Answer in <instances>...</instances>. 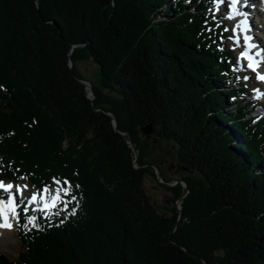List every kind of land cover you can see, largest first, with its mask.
<instances>
[{"label":"trees","instance_id":"obj_1","mask_svg":"<svg viewBox=\"0 0 264 264\" xmlns=\"http://www.w3.org/2000/svg\"><path fill=\"white\" fill-rule=\"evenodd\" d=\"M212 11L211 0H0V178L68 188L63 210L35 224L22 214V250L0 251V264H264V120L238 96L248 88ZM89 60L94 98L79 80ZM162 141L189 187L171 215L143 183Z\"/></svg>","mask_w":264,"mask_h":264},{"label":"rangeland","instance_id":"obj_2","mask_svg":"<svg viewBox=\"0 0 264 264\" xmlns=\"http://www.w3.org/2000/svg\"><path fill=\"white\" fill-rule=\"evenodd\" d=\"M218 13L220 15L223 13L222 3L218 4ZM245 14H249V13L247 12ZM255 19L257 22L258 19L257 18H255ZM246 21H249L251 23L252 15H250V17ZM234 26H235L234 28H231V26L229 27L230 30L232 31V33H230L231 34L229 36L230 38H226L225 44H228L229 40H231L230 45L235 50L234 54L237 55L236 57H237V60L239 61L237 68H239V69L241 68V71H243V70H245L244 66H243L244 61H242V59L240 61L239 57H240V55L242 56V47H244V43H243V41H237L238 38L236 37V35H232V34H235L236 29H238V28H236L237 25H234ZM78 68H79V71L82 73V75L85 76L87 81L91 83V85H92V83H96V84L100 83L99 67L93 61H90V60L89 61H80L78 63ZM251 76L249 77V76H247V74H244V80H246V81L248 80L247 84H248L249 88L251 87V84H250L251 83ZM256 78H257V76H255V80L253 83L258 82V79H256ZM226 86H230V85L227 84ZM107 89L110 91V88H105L106 91H108ZM111 93L116 94V92L114 90ZM153 135H154V133L152 134V136L147 138L146 135L144 134L143 128H142V133H141L142 138H145V139L147 138L150 140L151 138L154 137ZM156 137H158L160 140H162L159 135H156ZM166 145H167V143L162 141L161 146L164 147V149L156 150L157 151L156 154L158 157L156 156L155 160L152 159L151 162H155V163H158V164L163 166V168L166 170L167 176L171 179V181H169L171 183V185L166 184V182H168V181H165L163 176L160 177V174H162V173H161L160 168L158 167V164L156 165L158 168L155 167L156 176L152 175V174L146 175L143 183H144V187L146 189V192H147L150 200L157 207V209L162 214L171 215L172 209L175 206L179 210H181V208H182L181 202L184 198L175 201V197H176L175 193L173 190L170 189V187L177 185L176 182L179 179H182V176L184 174L181 171L182 163L179 160H176L177 158L174 156V153H175L173 151L174 147H170V149H169L166 147ZM138 157H139V153L138 154L136 153V158H138ZM21 182H23V184L25 185V189L27 191L29 190L30 192H33L36 190V188L33 187L27 180H25V181L22 180ZM60 183L58 182L54 185V188H56V189L52 188L54 201L52 202L51 205L56 206V207H57V205L58 206L60 205L59 208H57L58 210H61L62 206L60 203L63 200V195L65 193H67V189L64 188ZM180 183L184 186V184H183L184 182H179L178 184H180ZM57 189H58V191H57ZM53 211L54 210H51V208H50V210L46 211L45 213H46V215H49ZM29 222L34 224L35 223V217L34 218L31 217L29 219ZM18 223L19 222L17 221L13 228H9L8 230H10V231H7L5 233L0 231V236L4 234L8 238L10 237V241H8V243L6 245L0 244V251L4 252L10 256L16 254L19 250H22V243L20 241V238H19L18 232H17Z\"/></svg>","mask_w":264,"mask_h":264},{"label":"bare ground","instance_id":"obj_3","mask_svg":"<svg viewBox=\"0 0 264 264\" xmlns=\"http://www.w3.org/2000/svg\"><path fill=\"white\" fill-rule=\"evenodd\" d=\"M250 4H253V2H250ZM246 11L249 14H245V13H247ZM259 13H260L259 8H256L254 10H251V8L248 7L245 10V12H242L241 14L238 15L239 19H242L243 21H245V23L242 21V25H244V32H245L246 36H249V43L250 42L260 43V44L263 43L262 40H261V38L259 36H257V35L254 36L255 33H256V31H258V29L260 27V23L258 24L256 22V19H255V15H259ZM250 15H252V21H251V23L249 21H246L250 17ZM228 85H230V84H228ZM232 87H233L232 85L227 86V88H232ZM256 117H258V114L256 113V110H253L250 118H256ZM54 189H56V188H54ZM57 191H58V189H57ZM10 214L13 216L14 215V211L13 210H10ZM0 231L3 232V233H5V232L10 231V230H8V228H4L3 226H1V223H0ZM8 241H10V237L8 238L4 234L0 236V244L1 245H6L8 243Z\"/></svg>","mask_w":264,"mask_h":264},{"label":"water","instance_id":"obj_4","mask_svg":"<svg viewBox=\"0 0 264 264\" xmlns=\"http://www.w3.org/2000/svg\"><path fill=\"white\" fill-rule=\"evenodd\" d=\"M79 80H80V82H82L83 84H85V86H86L87 89H89V96H90L91 98H94V95H95V94H94V90H93V87H92L91 83L88 82V81L85 80V79H79ZM106 112H107L108 114H111L109 111H106ZM113 123H114V125H115V128H116L117 130H119L118 125H117V120H116V118H115L114 116H113ZM154 131H155V128H154V125H153L152 123H147V124H145V125L143 126V132H144V134H145L147 137L152 136V134L154 133ZM123 134H124L125 138L128 140V142H130V144L132 145V147L135 149V152L138 154V153H139V152H138V149H137L135 143L133 142L131 136L128 135V134H126V133H123ZM155 167L158 168L156 165H155ZM161 176H162V174H160V177H161ZM179 182H184V183H183V184H184L183 195L180 197V199H183V198L186 196V194L189 192V188H188V184H187V182L184 181L183 179H179V180L176 182V184H178ZM166 184L171 185L170 182H166ZM181 218H182V216L179 215V217H178V221H177V225L181 222ZM201 259L204 261L205 264H208L207 261H206V259H205L204 257H201Z\"/></svg>","mask_w":264,"mask_h":264}]
</instances>
